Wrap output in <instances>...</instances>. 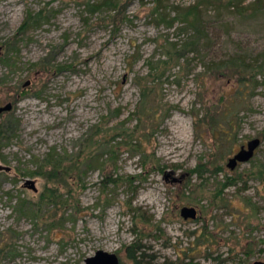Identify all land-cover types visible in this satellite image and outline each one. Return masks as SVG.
Masks as SVG:
<instances>
[{
    "label": "rangeland",
    "instance_id": "obj_1",
    "mask_svg": "<svg viewBox=\"0 0 264 264\" xmlns=\"http://www.w3.org/2000/svg\"><path fill=\"white\" fill-rule=\"evenodd\" d=\"M194 1L160 0L159 12L169 20L174 7ZM86 2L0 0V42L14 48L0 49V106L12 104L0 114L16 128L0 146V264H85L97 250L132 264L131 245L139 264L264 262V84L240 105L225 100L218 126L194 120L230 91L206 75L211 62L264 51V8L254 0L241 12L203 6L202 38L181 70L169 64L158 79L157 60L191 30L158 19L155 0H120L118 11ZM38 11L41 23L20 32L26 13ZM141 86L147 107H177L154 130L149 121L135 130ZM121 131H135L140 145L119 144L126 137H112ZM254 137L261 144L253 157L230 170L228 158ZM104 141L114 144L111 154ZM48 152L64 165L98 161L79 186L71 175L57 186L72 197L56 207L40 200L54 185L31 176ZM108 175L116 184L106 185ZM183 206L196 218L183 219Z\"/></svg>",
    "mask_w": 264,
    "mask_h": 264
},
{
    "label": "trees",
    "instance_id": "obj_2",
    "mask_svg": "<svg viewBox=\"0 0 264 264\" xmlns=\"http://www.w3.org/2000/svg\"><path fill=\"white\" fill-rule=\"evenodd\" d=\"M119 1L120 0H87L86 5L87 7H92V9L96 11H99L103 8L118 11L117 6ZM221 1L222 0H196L186 6H176L173 9L174 15L168 20L166 15L159 12L160 0H155V6L153 7L152 12L158 14V19L165 22L167 25H172L174 21H178L183 23L186 28H188V30H191V35L184 42L180 44L172 43L170 46H168L167 51L165 52V58L157 60V64L154 68H152V70L154 69L156 73H158V79H162V77L166 75V72L168 71L167 69L169 67H173L169 66V64H174L181 70L182 63L180 60H186L187 53L192 52L199 40L202 38L204 34V28L202 25L201 8L203 6L207 4H225L226 6H231L233 8L235 7L241 12L242 7H238V5L243 4L246 0ZM254 1L256 7L264 8V0ZM42 11H38L36 13L27 12L24 21L19 28V31L24 32L31 27L39 25L42 19ZM0 49L6 50V54L14 51V48L10 47V39L0 42ZM206 72V75L212 77L215 80L223 79L226 81L227 86L230 87V91L228 93L222 92L218 101L211 103L213 112H210V110L207 108L200 117L196 112L194 115L195 126L199 123H202V121H205V119H209L208 122L211 123V125L218 126L220 124V118L218 116L219 109L225 100H231L235 103V105H240V103H242L245 98H251L255 94V90L260 84H264V51H262L259 56L253 60H250L249 58L239 54L218 59L211 62ZM140 94L142 101L140 103V109L138 113V124L135 127V130L140 127L139 125L145 127L147 121L150 122L148 128L154 130L164 120V118L167 117L172 109L177 108L176 106L168 105V107H164V109L161 108L160 111H156L151 107L146 106V100L148 99V96H150L148 89L141 86ZM12 121L13 120L9 115L2 118V115L0 114V146L3 143V140H7L13 136V133L15 132L16 128L13 126L14 124H12ZM231 124L232 123L230 122L226 123L229 129L232 127ZM140 130H144V128H141ZM134 132L135 131L126 135L125 131H121L116 133L112 138L120 137L122 139L126 137V139L119 144H127L134 147L139 146L140 142H138L137 138L136 142H132L134 139ZM141 136L145 137L146 133L141 134ZM262 136L264 137V132H262ZM103 144H105V153L111 154L114 149V144H111L110 141H104ZM82 160L80 159L79 162L78 159H76L73 162H70V165H64L66 160L63 159V157L57 155L54 152H48L41 161H36L37 171L33 172L31 176L37 175L44 178L47 184L51 183L54 185L52 187L47 185L44 186V189L40 195V200L54 207L66 204L72 196L67 194L66 198H64V193H59L57 186L59 184L65 183V178H68L70 175L74 184L79 186V183L82 182L85 171L93 169L95 164L98 162L96 158H90L88 163L85 164V168H82L84 166ZM104 179H106V181L104 180L106 185L116 184V180L110 175L106 176V178L104 177ZM233 184H235V182H233L232 185ZM80 186L83 187V184ZM18 204L21 207H25L26 202L25 200H20ZM135 246L136 245H131L127 247L128 257L132 261V264H139L140 261L137 259L138 255L135 254V252H138L139 250H137ZM131 248L133 249L131 250Z\"/></svg>",
    "mask_w": 264,
    "mask_h": 264
},
{
    "label": "water",
    "instance_id": "obj_3",
    "mask_svg": "<svg viewBox=\"0 0 264 264\" xmlns=\"http://www.w3.org/2000/svg\"><path fill=\"white\" fill-rule=\"evenodd\" d=\"M30 80H27L23 86H28ZM12 109L11 102L0 106V113L8 112ZM261 139L259 137L251 138L245 145L240 148L228 158L226 166L233 170L238 164L248 162L255 154L256 149L260 146ZM180 216L183 219H195L197 216L196 209L192 206H183L180 209ZM85 264H119L118 258L114 253H109L103 250H97L94 255L85 259ZM252 264H264L263 261H254Z\"/></svg>",
    "mask_w": 264,
    "mask_h": 264
}]
</instances>
